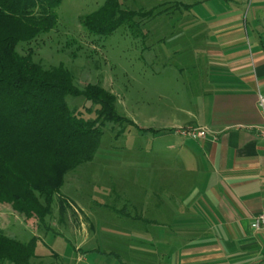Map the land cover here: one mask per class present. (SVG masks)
<instances>
[{
	"label": "crops",
	"instance_id": "crops-1",
	"mask_svg": "<svg viewBox=\"0 0 264 264\" xmlns=\"http://www.w3.org/2000/svg\"><path fill=\"white\" fill-rule=\"evenodd\" d=\"M165 1L180 3L160 17L176 20L162 39L183 41L174 57L186 63V93L164 116L152 110L148 126L126 117L134 132L117 135L133 167L89 181L92 193L109 190L107 200L65 198L85 209V222L53 231L64 251L45 241L51 228L23 222L22 233L5 232L35 241L31 264H264V227L253 225L264 213V0ZM148 22L140 27L149 37ZM153 53L138 58L158 60ZM178 127L208 133L181 137Z\"/></svg>",
	"mask_w": 264,
	"mask_h": 264
},
{
	"label": "trees",
	"instance_id": "trees-1",
	"mask_svg": "<svg viewBox=\"0 0 264 264\" xmlns=\"http://www.w3.org/2000/svg\"><path fill=\"white\" fill-rule=\"evenodd\" d=\"M62 1L0 0V204L11 202L40 223L52 212L66 175L94 160L104 135L100 119L131 123L117 113L114 96L99 84L80 88L65 65L46 67L34 58L32 47L19 51L20 44L56 27ZM155 11L106 0L80 22L92 35L105 37L123 26L140 29ZM69 96L97 104V118L87 119L72 108ZM59 201L63 218L66 199ZM35 256V241L23 242L0 228V263L31 264Z\"/></svg>",
	"mask_w": 264,
	"mask_h": 264
},
{
	"label": "rangeland",
	"instance_id": "rangeland-1",
	"mask_svg": "<svg viewBox=\"0 0 264 264\" xmlns=\"http://www.w3.org/2000/svg\"><path fill=\"white\" fill-rule=\"evenodd\" d=\"M105 1L63 0L56 9L58 15L56 27L30 43L20 44L19 51L26 53L28 48L32 47L34 58L46 67L65 65L73 72L80 88L90 83L99 84L114 96L115 110L118 114L146 125L143 121L149 119L152 110H157L159 115L164 116L169 110L167 105H171L172 100L175 102L180 100L178 97L187 90L183 82L186 63L182 61V56L174 57L175 50L179 49L182 52L183 41L162 39L172 30L170 25L175 18L160 17L181 8L177 3L165 0H121L122 6L127 9L149 11L156 8L153 18H146L141 22L149 21L152 27H148L152 30L149 37L145 36L146 28L142 30L140 27L136 30L125 26L109 36L99 37L92 35L81 24L80 17L94 12ZM142 31L144 35L141 34ZM151 52L159 54V59L138 58L141 53L146 55ZM67 100L69 105L85 118H97L98 105L94 102L86 100L83 96H69ZM102 121L104 135L94 160L80 165L66 175L63 186L53 200L52 212L46 216L45 222L40 223L35 214L28 217L17 211L13 203L5 202L0 205V228H3L4 232L23 230V222L32 228H51L45 241L53 242L54 247L61 252L67 248L63 245L64 239L54 237L53 231L69 233L70 227L76 226L77 221L80 222L82 219L85 222V209L77 206L73 208L68 204L66 213L61 218L59 200L78 197L85 204L88 201L87 197L90 198V194L93 193L96 194L94 197L104 200L107 198V192L104 191L109 190L97 188L93 189L92 193L88 186L89 181L116 180L121 170L119 167L129 170L133 167L132 156L128 155L130 152L125 153L119 148L122 136L117 135L121 131L129 133L130 129L134 132L133 126L128 122L107 121L101 118L99 122ZM132 139L129 137L127 142L134 145L135 140ZM52 237L54 241L51 240ZM68 248L70 249V246Z\"/></svg>",
	"mask_w": 264,
	"mask_h": 264
},
{
	"label": "built area",
	"instance_id": "built-area-1",
	"mask_svg": "<svg viewBox=\"0 0 264 264\" xmlns=\"http://www.w3.org/2000/svg\"><path fill=\"white\" fill-rule=\"evenodd\" d=\"M260 105L264 114V97H260ZM173 132L181 137L201 138L207 135L205 128L193 127H178ZM260 135L264 137V128L260 129ZM253 225L255 228L260 229L264 227V213H260L253 218Z\"/></svg>",
	"mask_w": 264,
	"mask_h": 264
}]
</instances>
